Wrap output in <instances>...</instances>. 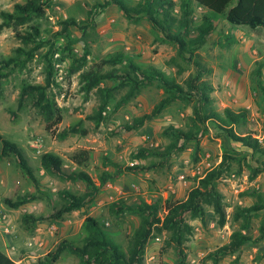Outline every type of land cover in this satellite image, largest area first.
Masks as SVG:
<instances>
[{"label": "rangeland", "instance_id": "obj_1", "mask_svg": "<svg viewBox=\"0 0 264 264\" xmlns=\"http://www.w3.org/2000/svg\"><path fill=\"white\" fill-rule=\"evenodd\" d=\"M125 1L133 7L141 0ZM175 1L173 33L182 32L187 40L194 39L205 17L214 22V31L196 50L199 59L212 69L202 78L214 87L213 106L221 113L228 107L235 111L246 109L247 122L235 126V130L242 135L250 132L263 140L264 29L253 31L248 26L232 24L224 15L214 14L195 0L188 2L186 12L184 0ZM24 2L26 0H0V24L3 11L13 12L16 3ZM104 2L53 0L42 17H34L23 25L0 26L2 57L16 56L19 48L31 50L44 42L34 57L24 55L20 64L9 68L0 66V134L23 149L38 180L37 184L25 174L15 154L3 153L0 141V237L12 235L18 249H27L33 264H37L40 257L55 251L64 240L83 245L88 235L84 223L91 216L128 251L141 216L135 212L118 214L116 211L123 202L136 205L141 201L164 204L166 200H184L198 186L200 177L222 162L224 154L238 157V153H242L246 159H232L216 182L224 196L227 223L219 225V217L210 205H205L204 213L199 216L188 212L185 219L192 225V231L184 235L185 259L182 260L178 247L171 241V232L164 231L149 239L144 262L264 264V208L249 215L247 228L244 227L245 217L237 215L241 208L264 205V170L253 177L249 166L263 167L264 157H252L249 149L229 138L212 122L196 123L194 102L185 97L146 118L167 95L158 81L133 93L131 86L118 77L102 80L90 92L83 89L81 75L85 71L97 69L99 65L102 72L129 69L128 60L103 63L116 56H125L143 69L157 70L183 84L189 75L197 73L194 61L189 60L190 54L181 55L177 44L166 40L146 17H128L111 3L94 19H88V11ZM69 18L76 19L79 25L64 31L63 22ZM182 21L188 22L187 30L182 28ZM83 25L87 28H82ZM33 26L39 27L40 39L25 42L19 34L31 32ZM52 47L55 83L50 96L63 115L58 130L79 124L86 129L85 134L81 132L60 139L46 130L44 116L33 104L32 96L20 103L24 86L45 82L49 64L47 54ZM58 64L62 71L57 68ZM101 109L102 118L97 123ZM172 128L193 131L198 138L178 140ZM144 148L149 152L142 154ZM82 150H87L89 155L79 166L72 161V156ZM47 152L61 156L67 172L85 170L97 184L101 183L100 177L105 172L110 178L83 208L61 218L53 217L67 202L63 192L84 196L88 185L82 180H64L47 173L42 166V155ZM133 165L138 168L127 170ZM27 195L35 198L19 207L5 202L7 198L16 201ZM26 214L41 220L29 226L24 222ZM6 225L12 226L11 234L3 232ZM235 231H242L252 239L234 252L219 253L222 246L230 243ZM31 240H34L33 247L28 246ZM56 264L86 263L83 256L65 250Z\"/></svg>", "mask_w": 264, "mask_h": 264}, {"label": "trees", "instance_id": "obj_2", "mask_svg": "<svg viewBox=\"0 0 264 264\" xmlns=\"http://www.w3.org/2000/svg\"><path fill=\"white\" fill-rule=\"evenodd\" d=\"M53 0H26L24 3H16L13 12L3 11L1 13L3 26L23 25L34 17H42L46 13L47 6ZM190 0H184L183 7L186 12L189 8ZM201 6H204L216 15H224L226 19L232 24L245 25L250 29L257 31L264 29V0H195ZM116 4L126 16L128 17H146L154 27L162 32L166 40L177 44L179 53L185 55L189 53V60L194 61L196 66V74L193 73L185 80V83L177 82L169 79L163 73L157 70L143 69L136 64L132 59L125 58V56L111 57L103 61V63H116L128 60L129 69L115 68L111 71L102 72L101 66L92 68L82 73L83 89L90 92L97 88L102 80L109 78H121L125 83L131 86V92L140 90L141 88L154 84L158 81L160 86L164 88L166 97H164L154 108L153 112L147 115L146 118H151L158 114L169 105L172 101L185 97L194 102L193 118L198 124H207L212 122L217 128L225 133L232 140L241 143L250 150L252 157H264V139L260 140L253 136L252 133L246 132L239 134L235 130V126L243 125L247 122L248 111L242 109L235 111L232 108H226L224 113L217 111L213 106L212 92L214 87L202 78L204 73L212 72L205 63L199 59V54L196 50L200 48L206 38L214 31V22L210 17H205V21L199 29V34L196 38L187 40L182 32L173 33L172 26L176 18L172 15V10L176 6L175 0H141L136 6H129L125 0H105L104 3L94 5L88 11V19H94L96 14L103 12L109 4ZM182 28L188 29V22L182 21ZM79 22L74 18H69L63 22V29L67 31L71 26H78ZM82 28H87L83 25ZM40 29L37 26L32 27L31 32L26 34H19L25 42L35 41L40 39ZM44 46V42L38 43L33 49L26 50L19 48L18 54L12 57L0 56V66L2 68H9L13 64L22 63V57H34L35 53ZM53 54V47L47 54L49 64L47 65V76L43 84H29L22 88L20 103L27 97L32 96L33 104L39 109L46 121V130L52 132L60 139H65L71 134L83 133L86 129H82L79 124L71 125L61 131L58 130V125L63 121L61 109L58 107L55 99L50 96L52 85L55 83L54 79V65L51 55ZM3 77L7 75H2ZM131 93V94H132ZM130 96V95H128ZM128 97L125 98L127 100ZM124 100V102H125ZM102 110L97 118V123L101 121ZM93 117V116H92ZM172 131L177 136L178 140H196L197 134L193 131H182L181 129H173ZM0 141L3 143V153H13L19 160L25 174L38 184L33 167L29 164L23 149L15 142L6 139L0 134ZM173 147L169 151H172ZM142 154L149 152V149H142ZM242 153H238V157H232L231 154H224L223 160L215 168L206 173L204 177H200L198 186L193 188L186 199L184 200H166L164 204L160 201L148 203L141 201L136 205H128L122 203L119 206L118 214L125 212H135L141 216L140 226L135 230L131 246L128 251H125L118 243L104 229V225L94 217L88 216L85 220L84 227L88 233L86 241L83 245H76L73 242L64 240L58 244L53 252H49L45 257L39 258L37 264H56L61 254L65 250H69L76 255L84 257L86 264H145V250L149 239L156 233H163L164 231L171 232V241L175 242L178 247L179 254L185 259L184 249V235L191 233L192 225L186 221L185 214L190 212L193 216H199L204 213L205 205L213 207L215 213L218 215V223L224 226L227 223V214L224 206L223 193L217 188V180L222 176L226 164L232 159L241 160ZM88 151L82 150L72 156V161L79 166H82L88 158ZM142 156V155H141ZM42 166L49 174L59 176L64 180L85 181L88 185V191L84 196H76L69 192H63L62 195L67 202L58 210L53 217L61 218L64 214L72 212L76 209L84 207L86 201L93 200L99 190L107 183L110 178L109 173L105 172L100 177V184L93 179V177L85 170L74 169L67 172L64 169V159L52 152H47L42 155ZM252 168L253 177L257 176L264 169L263 167ZM138 168L137 165L127 167V170H134ZM35 198L34 195H27L14 201L7 198L5 202L12 207H19ZM264 208L262 204H255L250 207L241 208L237 215L245 217L247 223L245 228L249 226V215L253 211H258ZM41 218L31 214L24 216V222L31 226L40 221ZM32 228V227H31ZM262 234L264 235V226L262 227ZM252 238L245 235L242 231H235L232 234L231 241L227 245L222 246L219 253L234 252L242 247ZM0 264H20L0 249Z\"/></svg>", "mask_w": 264, "mask_h": 264}, {"label": "crops", "instance_id": "obj_3", "mask_svg": "<svg viewBox=\"0 0 264 264\" xmlns=\"http://www.w3.org/2000/svg\"><path fill=\"white\" fill-rule=\"evenodd\" d=\"M0 238V242L3 245V247L1 246L2 248L0 249L3 250L6 254H8L11 258H13L20 264H33V257L29 255V251H27V249H18L16 245V238H14L12 235H3Z\"/></svg>", "mask_w": 264, "mask_h": 264}, {"label": "built area", "instance_id": "obj_4", "mask_svg": "<svg viewBox=\"0 0 264 264\" xmlns=\"http://www.w3.org/2000/svg\"><path fill=\"white\" fill-rule=\"evenodd\" d=\"M57 68H60L61 71L63 70V68H61V65H60V64L57 65ZM12 231H13L12 226H8V225H6V226L4 227V232H5L6 234H11ZM28 246L33 247V246H34V240L29 241V242H28Z\"/></svg>", "mask_w": 264, "mask_h": 264}]
</instances>
